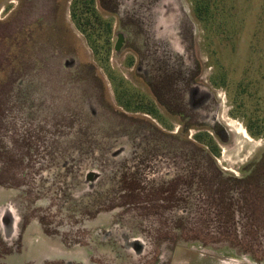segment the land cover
Wrapping results in <instances>:
<instances>
[{
  "label": "rangeland",
  "instance_id": "obj_1",
  "mask_svg": "<svg viewBox=\"0 0 264 264\" xmlns=\"http://www.w3.org/2000/svg\"><path fill=\"white\" fill-rule=\"evenodd\" d=\"M72 1L0 0V264L86 212L91 264H264V0H94L104 65Z\"/></svg>",
  "mask_w": 264,
  "mask_h": 264
},
{
  "label": "flooded vegetation",
  "instance_id": "obj_2",
  "mask_svg": "<svg viewBox=\"0 0 264 264\" xmlns=\"http://www.w3.org/2000/svg\"><path fill=\"white\" fill-rule=\"evenodd\" d=\"M148 108H149V112L147 115L149 116L153 115L154 112H153L152 102L151 103L149 102ZM240 133L242 134L244 138H248L244 132H240ZM207 146L210 147L208 144ZM92 178L93 176L91 173L85 175L86 182L92 181ZM72 211H74V209ZM89 216L90 215L86 212L83 216H81L80 214L78 218L72 215L65 216L68 221H62V219L60 218L54 220V222L52 221L51 224L53 223L52 224L53 228L51 227L52 235H50L52 237L47 238L46 240L41 238L42 241L40 242V244H36V245H44L48 247L51 254L47 258L40 259L38 263L40 264L41 263L42 264H91L92 237L86 230V226H87V225L85 226L86 220L83 219L85 217L89 218ZM81 218L82 220H79ZM213 219H214V216H213ZM40 225L41 227L47 226L44 224L42 220H40ZM6 229H7L5 232L6 236L10 235L12 231V224H9L6 227ZM43 233L46 235L48 234L47 232H44V231ZM106 234L107 233H102L101 237L99 236L94 237V239H99V243L103 242L105 243L106 246L110 245V246H114V248L116 247L115 249L111 247V249H114L115 252H112V253L105 252V253H100L97 255L103 258L104 260H112V262H114L115 259L117 260L120 259L121 261L127 260V261L133 262L134 260H137L144 256H146L147 260L151 256H153L152 252L149 251V249L147 248L144 249V244H148L144 240H142L141 242L138 238H133V239L124 238L123 240H120L119 238H117L116 240H112L113 238L111 237L109 238L105 236ZM147 240L149 241V239ZM48 241H50V243ZM126 241L127 243H125ZM76 247H79V248H76ZM120 250H123V252H121ZM142 250L144 251L142 252ZM108 254L111 255V259L107 258ZM118 262L120 261H117V263L115 261L114 263L118 264ZM102 264H106V263H102ZM126 264H131V263L126 262Z\"/></svg>",
  "mask_w": 264,
  "mask_h": 264
},
{
  "label": "trees",
  "instance_id": "obj_3",
  "mask_svg": "<svg viewBox=\"0 0 264 264\" xmlns=\"http://www.w3.org/2000/svg\"><path fill=\"white\" fill-rule=\"evenodd\" d=\"M70 12L73 22L75 23L77 28L81 30L82 33L86 36L88 44L92 49L94 59L100 65L106 64L108 61L109 54L108 45L109 35L111 33L112 28L111 24L103 20V18H101L100 16H98L94 6V0H73L70 7ZM195 13L199 20H206L204 17H206L209 13L208 2L202 4L199 2V0H195ZM99 29L101 31L104 30V40ZM117 101L120 103L119 96H117ZM148 104H146L145 106L136 107L134 108V110L148 114ZM246 129L252 137L257 136L251 131L248 126ZM209 146H211L210 143Z\"/></svg>",
  "mask_w": 264,
  "mask_h": 264
}]
</instances>
